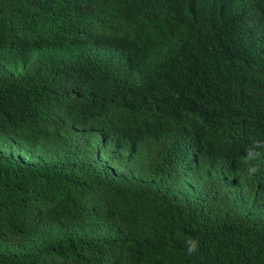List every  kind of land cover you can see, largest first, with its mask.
I'll list each match as a JSON object with an SVG mask.
<instances>
[{"label":"trees","instance_id":"1","mask_svg":"<svg viewBox=\"0 0 264 264\" xmlns=\"http://www.w3.org/2000/svg\"><path fill=\"white\" fill-rule=\"evenodd\" d=\"M253 141L264 0H0V264H264Z\"/></svg>","mask_w":264,"mask_h":264},{"label":"clouds","instance_id":"2","mask_svg":"<svg viewBox=\"0 0 264 264\" xmlns=\"http://www.w3.org/2000/svg\"><path fill=\"white\" fill-rule=\"evenodd\" d=\"M258 148H264V141H253L252 145L247 150V156L245 158V175L248 178L254 177L259 172V165L252 163L258 159L260 153L256 151ZM198 242L189 241L187 243V253L189 255L195 254L197 251Z\"/></svg>","mask_w":264,"mask_h":264}]
</instances>
